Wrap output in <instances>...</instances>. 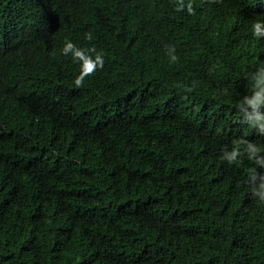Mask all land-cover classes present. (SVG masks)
Wrapping results in <instances>:
<instances>
[{
  "label": "trees",
  "instance_id": "obj_1",
  "mask_svg": "<svg viewBox=\"0 0 264 264\" xmlns=\"http://www.w3.org/2000/svg\"><path fill=\"white\" fill-rule=\"evenodd\" d=\"M256 23L264 0H0V264H264Z\"/></svg>",
  "mask_w": 264,
  "mask_h": 264
},
{
  "label": "clouds",
  "instance_id": "obj_2",
  "mask_svg": "<svg viewBox=\"0 0 264 264\" xmlns=\"http://www.w3.org/2000/svg\"><path fill=\"white\" fill-rule=\"evenodd\" d=\"M189 13L192 12V7L191 5H189L188 7ZM253 34L254 36H256L257 38L259 37H264V26H262L259 23H256L253 25ZM87 38L91 39V35L87 34ZM63 53L65 55H67L69 52L73 53V57L76 60L79 61H83L84 64H86L89 68V70H93L95 69L97 66H99V68H103V59L100 55H97L95 60H92L91 57H88L85 55L83 50L80 49H76L75 46L71 43L68 42L65 47L62 49ZM173 60L176 59L175 56L172 57ZM90 73H82L76 80H75V84L77 87L82 86V82L84 80L85 75H88ZM236 153H233V158L232 160L229 161V163H232L234 158H235ZM253 195L259 197L260 201H264V184H261L259 186V190H257L256 188L252 189Z\"/></svg>",
  "mask_w": 264,
  "mask_h": 264
}]
</instances>
